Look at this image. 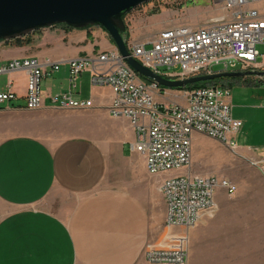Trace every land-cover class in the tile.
<instances>
[{"label":"crops","instance_id":"0c3cea01","mask_svg":"<svg viewBox=\"0 0 264 264\" xmlns=\"http://www.w3.org/2000/svg\"><path fill=\"white\" fill-rule=\"evenodd\" d=\"M74 32L71 39L83 42L74 49L58 41L37 53L24 47L3 50L0 43V62L35 58L61 63L43 82L45 107L38 111L24 109V72L1 77L13 82L19 100L0 112V264H149L146 249H168L185 237L189 264H254L249 255L254 235L239 237L237 220L221 198L217 215L189 233L165 227L162 180L148 173L145 158L133 150L136 133L130 121L109 114L111 89L94 86L90 71L71 88L69 61L117 47L100 27ZM251 79L260 82L258 76ZM167 90L158 102L185 104L184 91ZM65 93L76 101L92 100L94 108L53 107L50 97ZM243 123L235 136L238 151L250 159L264 157V146L242 136ZM128 150L132 158L126 157Z\"/></svg>","mask_w":264,"mask_h":264},{"label":"built area","instance_id":"2783aa9c","mask_svg":"<svg viewBox=\"0 0 264 264\" xmlns=\"http://www.w3.org/2000/svg\"><path fill=\"white\" fill-rule=\"evenodd\" d=\"M230 15L216 24L201 28L174 27L159 33L149 43L128 45L131 57L142 66L168 80H185L197 76L231 72H264V14L257 8L264 0H218ZM60 62L35 58L12 59L0 62V77L24 72L27 76L25 96L27 111L45 107L43 82L59 71ZM71 88H76L80 76L90 71L92 84L109 87L112 102L109 114L128 119L135 130L133 150L146 161L147 171L160 176L190 168L193 157V138L204 134L238 151L235 136L244 127L243 121L233 118L231 91L225 86H205L185 90V104L158 102L157 93L167 90L155 82L144 80L114 51L68 62ZM260 80L264 77L258 76ZM6 91H0V112L19 100L8 80ZM166 89V88H165ZM53 107L61 110H88L92 100L76 101L70 93L50 97ZM264 175V157L249 159ZM218 188L228 195L237 186L228 179L202 176L189 171L164 178L160 185L166 205L165 226L182 228L187 233L203 222L213 219L219 211ZM149 264H189L186 237L168 249H146Z\"/></svg>","mask_w":264,"mask_h":264},{"label":"rangeland","instance_id":"374dc122","mask_svg":"<svg viewBox=\"0 0 264 264\" xmlns=\"http://www.w3.org/2000/svg\"><path fill=\"white\" fill-rule=\"evenodd\" d=\"M258 9L264 14V4L258 5ZM229 15L230 13L218 0H157L142 5L126 17L128 31L124 35V39L126 43L151 41L156 38H153L155 31L161 33L174 27H188L197 30L212 26L224 16ZM73 33H75L74 29L66 25L41 29L32 33V36L21 39V46L16 41H6L2 44V49L16 50V48L24 47L29 51L39 53L38 51L43 50L45 44L53 47L58 41H61L66 48L74 49L80 47L83 42H79V39L72 40L70 36ZM257 50L264 54L263 45H259ZM230 71L234 72L235 70L230 69ZM252 77L250 76V79L245 82H237L238 79H235L218 83L216 86H230L233 118L245 122L242 136L248 134L250 140L252 139L251 144L263 148L264 80H260L256 85V83H252ZM17 80L21 82L17 78L14 79L15 82H18ZM5 82L7 79L0 77V88ZM161 90L167 89L161 87ZM160 97H166V94L157 93L156 99L158 101H160ZM182 101L185 102V99ZM195 135L199 136L193 141V157L190 168L173 171L157 178L163 180L191 171L197 175L228 179L235 184L237 192L234 195H228L226 190L218 188L216 197L222 199V206L229 208L230 213L233 214L232 219L237 220L239 237L254 235L255 248L252 252L249 251V255L253 256L254 264H264L263 173L250 163L248 155L233 151L226 144L207 135ZM130 151L128 150V154H126L127 158L133 157Z\"/></svg>","mask_w":264,"mask_h":264},{"label":"water","instance_id":"95a60500","mask_svg":"<svg viewBox=\"0 0 264 264\" xmlns=\"http://www.w3.org/2000/svg\"><path fill=\"white\" fill-rule=\"evenodd\" d=\"M157 0H0V43L14 41L59 25L72 29L100 27L111 37L125 62L144 80L166 89H182L223 78L262 76L264 72H222L185 80H168L131 57L124 35L126 17L142 5Z\"/></svg>","mask_w":264,"mask_h":264},{"label":"trees","instance_id":"16d2710c","mask_svg":"<svg viewBox=\"0 0 264 264\" xmlns=\"http://www.w3.org/2000/svg\"><path fill=\"white\" fill-rule=\"evenodd\" d=\"M16 43L18 45L21 46V39H17L15 40ZM231 80H235L233 78H223V79H219V80H215V81H210V82H204V83H198V84H194L192 86H189L187 88H182V89H175V90H180V91H185V90H190V89H193V88H199V87H205V86H215L216 84L218 83H225V82H229ZM225 87H230V86H225Z\"/></svg>","mask_w":264,"mask_h":264}]
</instances>
